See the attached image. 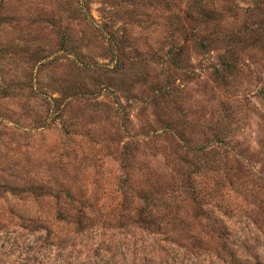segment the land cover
<instances>
[{
    "label": "rangeland",
    "instance_id": "obj_1",
    "mask_svg": "<svg viewBox=\"0 0 264 264\" xmlns=\"http://www.w3.org/2000/svg\"><path fill=\"white\" fill-rule=\"evenodd\" d=\"M0 264H264V0H0Z\"/></svg>",
    "mask_w": 264,
    "mask_h": 264
},
{
    "label": "trees",
    "instance_id": "obj_2",
    "mask_svg": "<svg viewBox=\"0 0 264 264\" xmlns=\"http://www.w3.org/2000/svg\"><path fill=\"white\" fill-rule=\"evenodd\" d=\"M166 205H165V213H164V217H165V222H167V221H175L176 220V212H175V210H174V212L172 213V215H170V216H167L170 212V210L169 209H166ZM147 210L146 211H150L151 212V210H152V207L151 208H146ZM136 216H137V218H139V219H141V221H142V223H143V225H145V226H151V227H153L155 224H156V222H158V219H160L159 218V214H156L155 212H153V213H145V212H143V213H141V211H139L137 214H136ZM138 219V220H139Z\"/></svg>",
    "mask_w": 264,
    "mask_h": 264
}]
</instances>
